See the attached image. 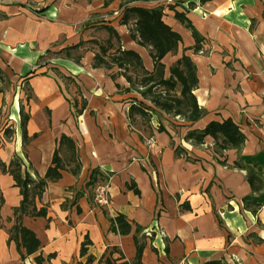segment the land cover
I'll return each mask as SVG.
<instances>
[{
  "label": "crops",
  "instance_id": "0c3cea01",
  "mask_svg": "<svg viewBox=\"0 0 264 264\" xmlns=\"http://www.w3.org/2000/svg\"><path fill=\"white\" fill-rule=\"evenodd\" d=\"M126 2L131 1L0 3V159L9 164L20 157L22 171L34 178L45 176L57 149L65 165L62 177L35 198L47 216L23 217L41 241L39 253H55L44 264L85 261L80 248L86 237L94 264L114 246L134 259L137 243L143 264H264V189L254 190L247 177L252 169L264 179V0L131 2L164 6L165 21L181 34L177 54L163 62L167 76L184 53L196 64L195 95L206 114L194 122L159 109L131 119L135 94L127 91L125 76L114 79L118 67L93 65L99 48L89 41L101 40L104 32L110 36L106 25H112L123 48L138 51L153 69L148 49L119 22ZM176 11L203 36L198 52ZM81 41L86 43L70 48ZM227 118L246 135L240 151H217L210 135L203 142L187 138ZM63 135L75 142L73 157ZM151 136L155 143L149 146ZM92 176L97 184L109 181V206L93 202V186L87 185ZM21 201L13 175L0 167V264H37L35 254L23 259L16 242L8 241ZM119 214L131 232L113 230L112 218Z\"/></svg>",
  "mask_w": 264,
  "mask_h": 264
},
{
  "label": "trees",
  "instance_id": "16d2710c",
  "mask_svg": "<svg viewBox=\"0 0 264 264\" xmlns=\"http://www.w3.org/2000/svg\"><path fill=\"white\" fill-rule=\"evenodd\" d=\"M131 2L138 0H129ZM126 2L121 5L123 8L120 24L128 26L131 37L140 45L146 47L153 59L154 67L149 70L145 67L141 54L135 49H125L121 44V36L114 26L106 25L110 34L108 39L101 41L93 39L92 42L98 45L99 51L94 56V66H104L108 69L118 67L117 73L111 76L116 79L117 74L125 76L129 82L127 91H135L143 99L139 100L138 95H134L133 103L130 107L129 117L134 118V114L146 116L149 110H163L173 116H180L187 121L194 122L201 119L206 110L198 103L195 95V89L198 87L197 66L190 56L183 54L177 58L169 67L167 76L166 65L163 62L164 57L169 54H177L179 42L182 40L181 34L176 31L164 19V6L146 7L140 5H131ZM175 16L180 18L188 28L191 29L196 44L194 51L201 50L203 36L195 29L191 21L186 18L185 13L176 11ZM86 41H81L73 45L71 49H78ZM116 47L114 50H112ZM81 56V54L79 55ZM135 73V75H133ZM4 80L3 72L0 69V82ZM181 84L180 92L177 86ZM144 100L149 101V104ZM162 128V127H161ZM210 135L214 138L216 150L222 152L226 149L236 148L241 150L246 141V135L240 126L232 119L227 118L223 121H211L204 129L192 130L188 132L187 138H193L197 142H203L204 138ZM63 140L68 143L71 157L75 153V142L72 138L63 135ZM236 164L241 168L246 165L237 160ZM23 160L16 156L9 164L0 159V167L3 171L13 175L15 185L19 187L22 195V201L14 210L15 221L11 228L8 229V241H15L17 248L21 251V256L25 259L28 255L35 254L37 264H44L46 260L55 257L52 253L45 257L39 253L41 241L34 230L23 224L25 215L47 216V209L42 207L38 209L35 205L36 196H41L48 182L58 181L62 177V170L65 168L59 149L54 153L52 164L48 167L47 172L42 178H34L28 171H22ZM79 167L78 164H76ZM247 177L254 190L264 189V179L254 172L247 169ZM106 178V177H105ZM96 177L88 181L87 185L93 186V190L98 185ZM76 196V199L78 198ZM95 196V192L93 197ZM94 202V200H93ZM95 203V202H94ZM255 206L261 205L257 202H247ZM78 210L80 208L78 207ZM112 228L120 233L131 232L132 226L121 214L112 218ZM91 240L86 237L81 244V257L87 256L85 261L79 260L76 264H94L96 257L88 254ZM137 256L134 259H128L123 251L117 246L112 247L109 255H103L98 264H143L142 252L143 247L138 245ZM25 250V253L22 251ZM205 264H230L226 260H210Z\"/></svg>",
  "mask_w": 264,
  "mask_h": 264
},
{
  "label": "built area",
  "instance_id": "2783aa9c",
  "mask_svg": "<svg viewBox=\"0 0 264 264\" xmlns=\"http://www.w3.org/2000/svg\"><path fill=\"white\" fill-rule=\"evenodd\" d=\"M1 3V0H0ZM147 143L149 146L154 145L155 139L153 136L147 138ZM110 183L109 181H105L103 183L98 184L95 189V202L98 205L102 206H109L110 205V191H109ZM180 264H188L187 262L183 261Z\"/></svg>",
  "mask_w": 264,
  "mask_h": 264
},
{
  "label": "rangeland",
  "instance_id": "374dc122",
  "mask_svg": "<svg viewBox=\"0 0 264 264\" xmlns=\"http://www.w3.org/2000/svg\"><path fill=\"white\" fill-rule=\"evenodd\" d=\"M124 1H129V0H124ZM121 17V16H120ZM104 36L102 37V38H100L101 39V41H105L106 39H108V33H106V32H104V34H103ZM108 36V37H107ZM101 37V36H100ZM88 47H91L92 46V44L91 43H88V45H87ZM133 75H135V73H133ZM27 86V85H26ZM135 95H140V94H138L137 92H133ZM140 97H141V99H143V97L140 95ZM8 123V124H7ZM7 123H5V124H7L9 127L11 126V124H9V122H7ZM11 130H12V128H11ZM93 200H94V202H95V196L93 197ZM95 204H96V202H95Z\"/></svg>",
  "mask_w": 264,
  "mask_h": 264
}]
</instances>
